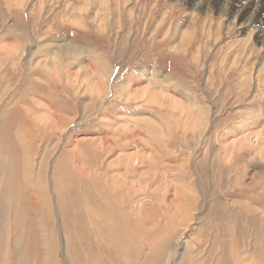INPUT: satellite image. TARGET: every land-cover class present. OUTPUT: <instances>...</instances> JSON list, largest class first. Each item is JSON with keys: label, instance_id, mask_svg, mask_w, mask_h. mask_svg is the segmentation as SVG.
Returning a JSON list of instances; mask_svg holds the SVG:
<instances>
[{"label": "rangeland", "instance_id": "rangeland-1", "mask_svg": "<svg viewBox=\"0 0 264 264\" xmlns=\"http://www.w3.org/2000/svg\"><path fill=\"white\" fill-rule=\"evenodd\" d=\"M243 1L0 0V218L40 248L11 264H73L75 220L96 264H264V4L247 33Z\"/></svg>", "mask_w": 264, "mask_h": 264}, {"label": "bare ground", "instance_id": "bare-ground-1", "mask_svg": "<svg viewBox=\"0 0 264 264\" xmlns=\"http://www.w3.org/2000/svg\"><path fill=\"white\" fill-rule=\"evenodd\" d=\"M202 1H204V0H201V2ZM263 4H264L263 0H244L242 2V5L247 7V11H246L245 15L242 16L241 20L238 23L239 27L243 31L247 30V33H248L251 28L254 29L257 26L259 18H260L259 17V9L263 6ZM231 9H232V7H231ZM233 17L235 18V15ZM232 22H235V20L232 19ZM255 34H256L255 36L257 37V39H264V22L259 25V29H258L257 33L255 32ZM248 37H250V36H248ZM28 164H29L28 160H24L23 171L25 173V177H27V173L29 172ZM8 179H9V175H8L6 163H4V160L0 159V187H1L0 188V213L2 211H3V213L7 211L6 213H8V215H9L8 210L12 207V205L14 206L15 201L13 203L11 202L12 204L8 202V199L10 197H9L8 191L5 190V187H7V185H9L8 184ZM12 190L9 193H12ZM17 193H20V192H17ZM14 197H16V196H14ZM17 197H18V195H17ZM25 197L23 199H25ZM12 200H13V197H12ZM16 202L18 204V201H16ZM31 202H34V201H31ZM31 202L30 201L28 202L29 203L28 206L32 205ZM19 203H21V202H19ZM25 206H27V203H26ZM16 207H18V205ZM35 208H36V206H35ZM25 210H28V209L26 208ZM20 211H21V209H19V212ZM14 213H16V212H14ZM16 216H17V214H16ZM79 218H81V216H79ZM0 219H1L0 220V227H1V229H0V264H11L13 259L15 260V258H19V257H20L21 260L22 259L23 260L24 259L32 260L33 257H34L33 253H35L37 251H40V250H38V249H40L38 247V245L36 246L37 242L39 243V241H38V237L39 236L36 235V230L34 228H32V227L29 228V230H28V234L29 235L26 236L25 229H24V224H23L24 219H23V221H20L21 223H19V224L16 222V224L18 225L17 227H19V228H17V231L14 230L15 229L14 227L9 225L11 223V221L9 222V220H11V219H8V217H4V216L1 217ZM77 221L78 220H75V223H72L73 225H72L71 229L73 230V234L69 236V238H71V240L73 242V245H74V251H73V253H74L73 256L74 257L73 258L71 257L69 259L73 260L72 261L73 264H96L99 261L94 263L93 260H95V257L97 256V250H101L102 248L101 247H100L101 249L100 248H98V249L92 248V246L90 244V241H89V237H88L87 227L76 223ZM13 225H14V222H13ZM76 225L78 227L81 226V228L79 229ZM101 225H103V224L97 225V224L90 223V227H91V232L90 233L92 234V231H93L94 238L97 239V240H100V241L102 240V237L104 236L103 233H102L101 227H100ZM11 227L14 228V229H12ZM118 229H120V228H118ZM118 229H117V231H118ZM103 232H105V231H103ZM76 234L77 235H79V234L82 235V239H81L82 241H80L79 237L75 236ZM24 235H25V242L26 241H28V242L24 243L22 245V242H23V239H24ZM36 236H37V242H36ZM69 238L68 239L66 238V239L69 241ZM34 242H36V244ZM42 242H43V244H45L44 241H42ZM73 245L71 244V247ZM42 247H43V251L46 252V254L47 253L51 254L52 251L50 250V245L49 246L46 245V247L48 249L45 248V246H42ZM88 248H90L91 250H87ZM71 250H72V248H71ZM67 255H68V253H67ZM70 255H72V254H70ZM68 257H69V255H68ZM39 258H40V256H39ZM96 259H98V258H96ZM92 261H93V263H92ZM19 264H21V263H19Z\"/></svg>", "mask_w": 264, "mask_h": 264}]
</instances>
